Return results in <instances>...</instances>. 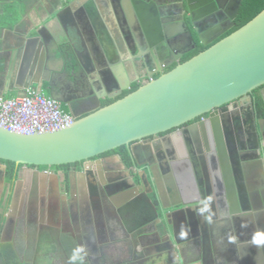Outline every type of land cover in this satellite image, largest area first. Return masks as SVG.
<instances>
[{
  "label": "flooded vegetation",
  "instance_id": "af4514ba",
  "mask_svg": "<svg viewBox=\"0 0 264 264\" xmlns=\"http://www.w3.org/2000/svg\"><path fill=\"white\" fill-rule=\"evenodd\" d=\"M112 1L132 11L136 3L147 13V23L154 15L158 24L152 22L153 51H190L181 62L200 46L208 47L200 43L197 30L213 42L226 36L230 30L218 35L236 5L235 0H218V7L191 0L192 7H198L189 11L187 0ZM124 20L113 27L114 35L137 50ZM214 29L217 34L211 36ZM191 37L197 44L194 50ZM262 89L250 94L252 102L228 103L135 142L134 149L133 144L126 146L130 161L122 152L64 167L0 160V260L37 264L44 255L48 264H70L79 246L85 249L84 259L75 264H244L246 252L252 253L250 259L255 257L259 249L244 243L264 232V169L244 166L258 163L260 154L264 157ZM260 161L264 164L263 158ZM146 176L152 191L145 185ZM229 176L236 202L226 193ZM197 200L206 206L196 207ZM14 201L17 213L11 231ZM164 218L171 224L168 233L160 230ZM253 222L256 230L250 226ZM257 259L246 264H259Z\"/></svg>",
  "mask_w": 264,
  "mask_h": 264
},
{
  "label": "water",
  "instance_id": "95a60500",
  "mask_svg": "<svg viewBox=\"0 0 264 264\" xmlns=\"http://www.w3.org/2000/svg\"><path fill=\"white\" fill-rule=\"evenodd\" d=\"M59 2L62 5L63 0ZM187 2L189 11L198 7L193 8L191 0ZM206 2L213 3L216 7L220 4L218 0H206ZM235 3V10L230 15L227 27L218 36H223L235 26L243 0H235ZM136 7L138 6L135 3V10L131 9L133 18L144 12L141 7ZM149 18L150 23L158 20L151 14ZM197 32L200 43L208 47L181 62V58L190 51L178 53L169 48L162 54L158 51L156 53L153 51L156 41L152 38L149 28L145 51L133 55L141 62L146 72L148 78L146 83L118 98L131 88L130 82L122 83L119 79L121 64L118 65L119 68H111L114 66L112 64L121 61L107 59L106 63L99 66L106 90L99 91L93 85V91L88 97L93 103V108L91 107L87 115L75 116L70 107V113L75 118L74 123L62 130L43 134L22 135L0 127V160L37 167L80 163L120 147L130 146L145 138L166 133L228 103L245 102L247 99L252 102L250 94L264 86V10L239 29L216 42H213L215 39L211 41L210 38L200 35L198 30ZM34 33L36 36H31L34 41L42 36L37 29H33L29 34L34 35ZM214 34H217L215 29L210 32L211 36ZM41 43H43L42 39ZM191 43L193 50L196 49L197 44L192 37ZM174 64L176 65L172 69L167 70ZM39 91L42 92L41 89ZM260 94L264 101V89ZM103 99L116 100L101 106ZM61 102L68 104L65 100ZM260 124L263 128L264 120ZM131 148L134 149V144ZM261 157V154L258 155V163L250 162L244 167L256 164L264 169V164L260 161L264 157ZM145 179V185L152 191L148 177L146 176ZM158 191L160 194L162 189L158 187ZM226 193L230 201L236 202V191L230 176ZM145 195L148 197V194ZM16 203L13 202L10 212V216H13L9 219L11 231L17 213ZM193 204L197 205L196 207L206 206L204 200L194 201ZM165 219L160 230L168 233L171 224H167ZM206 219L205 215L204 221ZM255 225L254 222L250 225L253 230H256ZM235 228L237 229V226ZM244 246H255L259 249L257 255L251 259L249 257L252 253L246 252V256H242L244 264L251 262L249 260L257 259V256L259 264H264V248L252 242L244 243ZM139 248L143 249L141 245Z\"/></svg>",
  "mask_w": 264,
  "mask_h": 264
},
{
  "label": "crops",
  "instance_id": "0c3cea01",
  "mask_svg": "<svg viewBox=\"0 0 264 264\" xmlns=\"http://www.w3.org/2000/svg\"><path fill=\"white\" fill-rule=\"evenodd\" d=\"M145 14H138L136 22L130 7L119 8L112 0H63L62 5L59 0H0V96L13 98L41 89L46 97L60 102L65 98L68 104L61 105L66 113L72 116L71 107L75 116H85L93 108L88 98L93 85L106 90L99 66L109 59L121 61L111 68L121 64L118 77L122 83L130 82L121 98L148 80L133 57L145 51L153 25ZM124 19L137 50L114 35L113 27ZM33 29L41 32L43 43L33 40L36 34H29ZM116 99H103L101 106Z\"/></svg>",
  "mask_w": 264,
  "mask_h": 264
},
{
  "label": "built area",
  "instance_id": "2783aa9c",
  "mask_svg": "<svg viewBox=\"0 0 264 264\" xmlns=\"http://www.w3.org/2000/svg\"><path fill=\"white\" fill-rule=\"evenodd\" d=\"M75 118L61 102L28 89L13 98L0 96V127L22 135L56 132L70 127Z\"/></svg>",
  "mask_w": 264,
  "mask_h": 264
},
{
  "label": "trees",
  "instance_id": "16d2710c",
  "mask_svg": "<svg viewBox=\"0 0 264 264\" xmlns=\"http://www.w3.org/2000/svg\"><path fill=\"white\" fill-rule=\"evenodd\" d=\"M263 10H264V0H243L241 10L239 12L237 19L235 20V26L229 32H227L226 36L229 35L230 33L234 32L235 30L239 29L243 25H245L247 22L252 20L255 16H257ZM204 49L205 48L200 46L197 50L193 51L192 53H190L189 55L184 57L183 60L185 61V60L189 59L191 56L196 55L198 52H200ZM139 87L140 86L137 84L134 85V87L130 91L126 92L123 96L129 94L130 92H132L136 89H138ZM113 101H115V100H111L108 102H113ZM121 152L123 153V155H125L126 160L130 161L128 159V157H129L128 153L126 152V146L120 147L117 150H114V151L109 152V153H121ZM10 163H12V162H10ZM64 166H67V165H64ZM64 166H60V167H64ZM0 264H16V263H13L11 260H8V258H6L5 262H3L1 259Z\"/></svg>",
  "mask_w": 264,
  "mask_h": 264
},
{
  "label": "clouds",
  "instance_id": "9594fccd",
  "mask_svg": "<svg viewBox=\"0 0 264 264\" xmlns=\"http://www.w3.org/2000/svg\"><path fill=\"white\" fill-rule=\"evenodd\" d=\"M209 201L211 200V197L208 198ZM209 222H211V217H208ZM233 241L235 240V237L231 238ZM252 243L255 245H264V232H257L252 237ZM82 253H85V249L83 246L77 247L73 254L70 256V264H75L76 261H83L84 256Z\"/></svg>",
  "mask_w": 264,
  "mask_h": 264
},
{
  "label": "rangeland",
  "instance_id": "374dc122",
  "mask_svg": "<svg viewBox=\"0 0 264 264\" xmlns=\"http://www.w3.org/2000/svg\"><path fill=\"white\" fill-rule=\"evenodd\" d=\"M144 83H146V82H144ZM54 169H56V167H54ZM14 263H17V260H15ZM37 264H48V258H46L44 255L40 256L38 261H37Z\"/></svg>",
  "mask_w": 264,
  "mask_h": 264
}]
</instances>
